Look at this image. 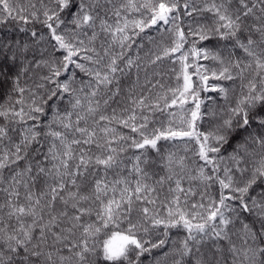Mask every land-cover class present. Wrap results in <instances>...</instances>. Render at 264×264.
I'll return each mask as SVG.
<instances>
[{"label": "snow or ice", "instance_id": "obj_1", "mask_svg": "<svg viewBox=\"0 0 264 264\" xmlns=\"http://www.w3.org/2000/svg\"><path fill=\"white\" fill-rule=\"evenodd\" d=\"M146 256L264 264V0H0V264Z\"/></svg>", "mask_w": 264, "mask_h": 264}, {"label": "trees", "instance_id": "obj_2", "mask_svg": "<svg viewBox=\"0 0 264 264\" xmlns=\"http://www.w3.org/2000/svg\"><path fill=\"white\" fill-rule=\"evenodd\" d=\"M151 34L156 36L158 42L162 41L164 45H167L169 43L166 34L162 37L159 34L155 33L154 30L151 31ZM146 50H147V46H146ZM201 63L208 65L210 68L215 67V65L211 61H201ZM172 66L173 65H171V63L168 60H165L162 62V65H161L160 69H158V70H160L166 74L164 76V82L166 84H170V85L174 86L175 85V79H174L173 74L169 71V69ZM210 83H211V81H210ZM182 235H183L182 232H177L176 230H172L171 238H177V237L182 236ZM155 238H156L155 234H153V239H155ZM154 254L159 255V253H154ZM142 259L145 260V264H148V262L151 260V257L146 256Z\"/></svg>", "mask_w": 264, "mask_h": 264}]
</instances>
